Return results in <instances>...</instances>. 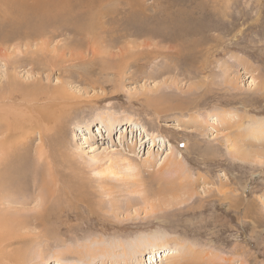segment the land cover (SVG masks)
Here are the masks:
<instances>
[{"label": "rangeland", "instance_id": "rangeland-1", "mask_svg": "<svg viewBox=\"0 0 264 264\" xmlns=\"http://www.w3.org/2000/svg\"><path fill=\"white\" fill-rule=\"evenodd\" d=\"M262 128L264 0H0V264H264Z\"/></svg>", "mask_w": 264, "mask_h": 264}, {"label": "bare ground", "instance_id": "bare-ground-1", "mask_svg": "<svg viewBox=\"0 0 264 264\" xmlns=\"http://www.w3.org/2000/svg\"><path fill=\"white\" fill-rule=\"evenodd\" d=\"M175 34V33H174ZM165 38V37H164ZM174 40V39H173ZM42 114V113H41ZM14 117V116H13ZM116 122V124L117 123H120V125H121V127L122 126H131L132 125V121H131V119H128V121H125L123 124L120 122V121H115ZM94 123V121L93 120H88V121H84L82 124H80V126L79 127H81V129H89L90 127H92V124ZM129 123V124H128ZM106 124V123H105ZM128 124V125H127ZM107 126V128H108V130L109 131H111L112 130V128H114L115 130H116V128H117V126H115V127H113V125H112V123H110V124H107L106 125ZM83 127V128H82ZM134 127V126H133ZM120 128V127H119ZM78 129H75V136L77 137V136H79V138H81L82 137V133H78ZM252 131H255V132H259L260 134H262V133H264V129L262 128L261 130L260 129H258V130H252ZM144 132H146V130H145V128H144V130L142 131V133H144ZM79 134V135H78ZM74 136V137H75ZM10 148H11V150H8V151H5V154H7V155H9V156H13V152H12V150L14 149V147L13 146H10ZM6 222V221H5ZM179 251H180V247H179V244L177 245V244H175L174 246H173V249H168V250H166V251H164V253H162V254H159V257L160 258H163V259H165V260H167V261H169V260H171V259H174V258H177L178 256H179ZM153 254H155V252L153 253ZM185 255V254H184ZM181 256V255H180ZM154 258H155V255H154ZM51 257H46L45 259H44V261L45 262H50L51 261ZM156 260V259H155ZM55 264H64V262H63V260H61L60 259V257L58 256V257H55ZM66 263V262H65ZM174 263V262H173ZM176 263V262H175ZM48 264H50V263H48ZM177 264V263H176Z\"/></svg>", "mask_w": 264, "mask_h": 264}]
</instances>
